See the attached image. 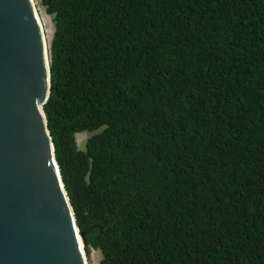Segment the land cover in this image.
Returning <instances> with one entry per match:
<instances>
[{
	"label": "trees",
	"instance_id": "16d2710c",
	"mask_svg": "<svg viewBox=\"0 0 264 264\" xmlns=\"http://www.w3.org/2000/svg\"><path fill=\"white\" fill-rule=\"evenodd\" d=\"M40 2L44 110L86 251L264 264V0Z\"/></svg>",
	"mask_w": 264,
	"mask_h": 264
},
{
	"label": "water",
	"instance_id": "95a60500",
	"mask_svg": "<svg viewBox=\"0 0 264 264\" xmlns=\"http://www.w3.org/2000/svg\"><path fill=\"white\" fill-rule=\"evenodd\" d=\"M49 48L35 0H0V264H89L44 110Z\"/></svg>",
	"mask_w": 264,
	"mask_h": 264
},
{
	"label": "rangeland",
	"instance_id": "374dc122",
	"mask_svg": "<svg viewBox=\"0 0 264 264\" xmlns=\"http://www.w3.org/2000/svg\"><path fill=\"white\" fill-rule=\"evenodd\" d=\"M35 3L37 4L36 5L37 9H38V11H39L41 17L43 18L44 23H45V27H46L45 29H46L48 35H50L49 37H51V39H50V42H51L53 34H54V30H55L52 17L49 14H47V12H46L45 8L43 7V5L41 4L40 0H35ZM91 135H92V133H88V132L79 133L77 135L78 144H79V147L81 149H84L85 142ZM87 256H88L89 264H101L102 253L100 250L91 248L90 253L87 252Z\"/></svg>",
	"mask_w": 264,
	"mask_h": 264
},
{
	"label": "bare ground",
	"instance_id": "6f19581e",
	"mask_svg": "<svg viewBox=\"0 0 264 264\" xmlns=\"http://www.w3.org/2000/svg\"><path fill=\"white\" fill-rule=\"evenodd\" d=\"M37 5V4H36ZM37 11H38V9H37ZM38 14H39V17H40V20H41V23H42V26H43V30H44V33H45V38H46V40H47V43H48V45L50 46V39H51V37H49L50 35H48V33H47V31H46V27H45V23H44V21H43V18L41 17V15H40V13H39V11H38Z\"/></svg>",
	"mask_w": 264,
	"mask_h": 264
}]
</instances>
